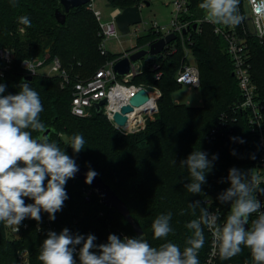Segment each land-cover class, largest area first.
Wrapping results in <instances>:
<instances>
[{"label": "trees", "instance_id": "trees-1", "mask_svg": "<svg viewBox=\"0 0 264 264\" xmlns=\"http://www.w3.org/2000/svg\"><path fill=\"white\" fill-rule=\"evenodd\" d=\"M142 1L107 0L112 9L119 7L122 10ZM200 2L202 0H187L189 12L184 20L203 18L198 8ZM57 8L64 11L59 0H0V48L13 49L17 57L13 72L0 79V83L6 85L4 95L17 94L19 84L25 79L20 62L45 56L48 48V54L61 60L62 67L73 81L90 77L98 68L121 55L111 52L106 56L101 55L99 25L88 5L72 9L67 14L65 25L57 23ZM21 16L29 17L31 27L18 23ZM199 28V32L192 31L186 45L191 48L200 71L199 87L202 86L203 105L175 103L173 94L181 89L176 74L185 57L183 48L178 45V50L162 61L163 76L160 80H156L151 65L146 64L143 74L131 81L143 84L148 80L145 83L156 84L163 93L159 100L161 114L158 119L150 122L148 129L133 135L123 136L115 131L102 111H95L88 118L72 115L73 82L62 87V80L58 76H36L30 82L42 100L44 111L40 118L46 129H52L49 135L51 140L61 148L65 147L67 154L80 166L95 169L126 203L131 215L143 228L145 239L153 246L164 242L155 240L151 229L153 220L160 214H172L170 224L173 231L167 240L177 243L181 249L186 237L191 234L186 224L199 215V209L196 216L192 215L189 204L200 200L201 205L205 206L204 199L211 198L226 217L230 205H221L216 197L229 184L220 181L227 177L232 167L252 169L258 158L255 135L249 129L244 112H234L232 107L242 97L238 81L232 75L233 62L227 53V43L214 34L212 25L201 23ZM160 36L149 31L138 38L136 47H146L158 41ZM249 48L252 53V77L264 97V43L252 38ZM150 60L157 62L156 58ZM222 117H225L231 135L209 138V132ZM77 133L85 139V148L78 154L73 153L61 138L66 136L70 139ZM156 140L161 143H155ZM240 140L244 143H240ZM199 149L207 152L209 159L213 155L218 159L207 174V183L202 185L204 194L194 195L184 187L190 183V179L186 167L180 162L193 150ZM240 149L242 152L237 153ZM65 187L68 199L63 209L56 213L55 220H50L57 233L67 228L73 234H93L97 244L106 243L109 234L120 237V231L135 237L133 228L125 218L115 209L104 206L97 192L93 191L86 197L85 191L89 186L80 179L68 180ZM41 216L39 223L25 219L23 222L29 223V226L17 235L10 234L9 229L0 223V264H18L17 253L22 249L32 252L31 264H40V247L48 233V214L42 212ZM204 234L205 244L199 253L200 264L205 260L208 246L205 229Z\"/></svg>", "mask_w": 264, "mask_h": 264}, {"label": "clouds", "instance_id": "clouds-1", "mask_svg": "<svg viewBox=\"0 0 264 264\" xmlns=\"http://www.w3.org/2000/svg\"><path fill=\"white\" fill-rule=\"evenodd\" d=\"M198 8L203 19L213 25L234 28L243 21L239 0H202ZM18 23L31 27L27 16L19 17ZM18 87L17 94L4 95L6 85L0 83V223L16 231L25 219L41 222L42 212L54 221L68 199L65 186L79 171L65 147L61 148L45 134L46 127L40 118L44 106L39 93L27 81ZM65 145L78 154L85 148L84 136L74 134ZM216 159V155L209 159L208 153L199 149L180 162L189 174L190 183L184 185L187 192L204 194L202 185L207 183V174ZM97 175L89 169L85 183L91 184ZM220 182L229 184L216 197L221 205H230L223 223H220L219 208L209 211L200 200L189 204L192 215L196 216L197 209L199 215L186 224L191 234L186 237L183 249L167 240L173 231L169 212L160 214L152 222L154 239L164 241L157 246L143 234L123 239L109 234L106 243L97 244L93 234H73L64 228L59 233H47L38 260L40 264H77L78 257L79 264H200L199 253L205 244L204 229L207 228L221 260H230L247 248L253 264H264V211H261L264 205L257 198V194L264 195L261 186L264 179L255 169L232 167ZM26 199L32 203H26ZM253 215L255 219H251Z\"/></svg>", "mask_w": 264, "mask_h": 264}, {"label": "built area", "instance_id": "built-area-1", "mask_svg": "<svg viewBox=\"0 0 264 264\" xmlns=\"http://www.w3.org/2000/svg\"><path fill=\"white\" fill-rule=\"evenodd\" d=\"M147 0L142 1L140 8L145 5ZM242 2V10L240 15L243 17L242 23L236 27H222L219 25H213L205 21L203 18L195 21H186L183 18L185 14L189 12L187 6V0H173V16L170 26H160L158 22H141L136 26L135 31L143 32L142 34L154 31L160 34V38H164L169 34L175 33L176 39L167 44L164 50L161 52V61L165 60L168 56L175 53L178 50V45L184 50V61L180 66L177 74L176 81L181 87H187L190 91L199 89L201 85L200 71L193 55L191 48L186 45L187 40H190L192 31L199 32L201 23H208L215 28L217 35L221 36L227 43V53L233 62V73L238 81V85L241 91V100L235 103L232 107L234 112H244V116L247 119L251 133L255 135L256 146L258 149V158L252 169H255L264 179V97L261 96L258 90L257 84L252 77V64H251V49L249 48V40L254 38L259 40L260 43H264V0H239ZM88 8L93 12L98 25L99 36L101 37V43L99 45V51L101 55L106 56L110 54L107 48L109 41H114L118 48L123 47V39L121 38V32L116 23V17L123 12L122 9L116 8L111 10L108 18H104L100 10L95 8L94 0H91ZM193 24H198L196 30H193ZM132 26L130 27L131 30ZM141 28L143 30L141 31ZM190 28V30H188ZM184 31H187L184 33ZM141 35V36H142ZM140 36V37H141ZM138 37V38H140ZM158 39V40H159ZM156 42V41H155ZM154 43V42H153ZM151 43L146 47L132 46L129 49H123L117 54H121L117 58L108 61L104 66L98 68L90 77L85 79L71 80L69 74L62 67L61 60L58 57H51L50 54L45 56H35L32 58L24 59L20 62L21 72L24 76H43V77H55L61 78V86L65 87L67 84L73 82V97L71 102L72 115L80 118L91 117L92 114L97 111L95 105L101 100H106V104L102 106V112L107 117L112 126L121 131L124 134H132L141 132L146 125V121L159 112V100L162 97V90L159 86L134 84L131 81L142 75L144 68L147 65H151V68L155 72L156 80H160L163 76L162 63L152 62L150 59L159 56H149V59L145 61V57L131 62V72L125 77L119 76L115 71V65L123 58L130 57V55L143 50L149 49ZM17 57L13 49L0 48V78L6 77L12 73L15 67ZM150 61V64H149ZM30 69V70H29ZM141 89H145L150 98L144 105L141 106V110L135 114V116L129 117L126 126H119L114 121V115L116 112H120L123 105L129 104L130 99L136 95ZM176 103H180L175 100ZM124 105V106H125ZM116 106H119V111H116ZM236 119V118H235ZM228 127V123L225 117L220 119V122L212 128L209 132V138L215 139L218 137H224L231 135V130ZM264 187V185H261ZM95 191L92 188H88L85 191L86 197ZM96 192V191H95ZM257 198L264 205V195L257 194ZM27 203H32L31 200L26 199ZM207 202V203H206ZM204 204L209 208V211H215L218 207L215 206L214 200L211 198H205ZM264 211V207L261 208ZM100 215H103L101 213ZM220 223H223L225 216L219 209ZM252 219H255L253 215ZM48 232L55 231V228L50 225L49 217L47 216ZM29 223L23 222L19 226V230L16 231L14 227H11V234L17 235L21 231L26 230ZM38 228L41 229V225L38 224ZM56 232V231H55ZM207 235V251L204 257L205 260L201 264H253L250 252L247 248H244L242 253L230 260H221L217 248L213 243V236L209 229L205 228ZM125 236L131 237L128 233L120 231V237L123 239ZM205 236V234H204ZM26 252H19V260L21 264H29ZM27 259V260H26ZM77 264H79L77 262Z\"/></svg>", "mask_w": 264, "mask_h": 264}, {"label": "water", "instance_id": "water-1", "mask_svg": "<svg viewBox=\"0 0 264 264\" xmlns=\"http://www.w3.org/2000/svg\"><path fill=\"white\" fill-rule=\"evenodd\" d=\"M60 4L63 6L64 11L60 8L56 9L55 18L57 23L60 25H65L67 23V14L74 8L82 7L90 3L91 0H59ZM146 6H149L150 3L146 2ZM141 12L140 6L135 4L134 6L127 7L123 10L121 14L116 17L117 26L122 35H127L130 33V27L137 25L141 22ZM198 24L193 25V30H196ZM190 30V28H188ZM187 31H184L186 33ZM176 34L172 32V34L167 35L164 38L159 39L158 41L152 43L149 49L140 50L130 57H125L121 59L115 65L116 73L121 76L125 77L130 74L131 72V62H135L142 57L147 55L149 56H159L162 57L161 52L164 50L167 44L172 43L176 39ZM234 76V73L232 74ZM24 81L33 82V76H24ZM150 98L148 97V93L145 89H141L139 92L136 93L134 97L130 99L129 104L123 106L120 112H116L114 115V121L119 126H126L128 121L127 114L134 111L135 108H141ZM106 104V100H101L96 103L95 110L97 113L102 111V106ZM52 129H46V135H50ZM79 167V171L76 173L75 178L80 179L84 184L89 186L90 188L94 189L101 199V203L106 206L107 208L115 209L123 218L130 224L133 228L135 237H138L143 234L144 230L141 227L140 223L131 215L128 206L126 203L118 196V194L112 189V187L106 183L103 178L98 174L91 184L85 183L86 173L89 169L93 170L92 168H87L85 166H80V164L76 163ZM95 171V169H94ZM96 172V171H95Z\"/></svg>", "mask_w": 264, "mask_h": 264}, {"label": "rangeland", "instance_id": "rangeland-1", "mask_svg": "<svg viewBox=\"0 0 264 264\" xmlns=\"http://www.w3.org/2000/svg\"><path fill=\"white\" fill-rule=\"evenodd\" d=\"M146 2H149L150 5L149 6L144 5L140 8V11H142L141 12L142 21L148 22V23L156 21V22H158V25H160V26H170L172 16H173V11H174L173 4H172L173 0H147ZM239 2L241 3V4H239V13H240V11L242 10V2L241 1H239ZM94 5H95L96 9H98L102 12L103 17L105 19L109 17L111 10H113L112 7L109 6L107 0H94ZM116 8H119V7H116ZM136 28H137L136 26H132L129 34L121 35V38L123 39V42H124L122 48H118V46H116V43L114 41H109L107 43L108 50L111 53H118V52H121V50H123V49H129L130 47L135 46L138 43V37H140L144 33V31L140 32V33L135 31ZM142 30H143V28H141V31ZM214 34L216 36L220 37L219 35L216 34L215 30H214ZM47 53H50V48L47 49ZM155 58H156V61H158L159 63H162V61L159 59V57H155ZM148 59H149V57L147 56L145 58V61H147ZM0 79H2V78H0ZM146 81L148 82V80H146ZM146 81H144L143 84L149 85V83H145ZM201 88H202V86L199 87V89H195V90L190 91L185 86L181 87L180 90L179 89L176 90L175 93L173 94L174 100H178L180 103H185L188 105L201 106V105H203ZM177 104H179V103H177ZM160 114L161 113H160V107H159V112L154 114V116L152 118H150L146 121L145 128L142 131L148 129L149 128L148 124L150 122H154L155 120H157ZM115 131H117L119 134H121L123 136L136 134V133L124 134L117 129H115ZM61 138L64 140L63 142L65 144H66V142L69 141V138L66 136H62ZM155 143H161V142L159 140H156ZM240 152H242L241 149L239 151H237V153H240ZM239 156H240V154H238L237 160H238ZM118 178H119V176H118ZM214 203H216V202H214ZM216 207H218V206H216ZM6 228L9 229V231L11 232V227L6 226ZM21 251L26 252L25 254H27V259H28V260L27 259L26 260L28 261L29 264H31V253L32 252H30L29 249H22V250L18 251V253H17L18 264H21V262L19 260V256H18L19 252H21Z\"/></svg>", "mask_w": 264, "mask_h": 264}, {"label": "bare ground", "instance_id": "bare-ground-1", "mask_svg": "<svg viewBox=\"0 0 264 264\" xmlns=\"http://www.w3.org/2000/svg\"><path fill=\"white\" fill-rule=\"evenodd\" d=\"M122 105L124 106L125 104H121L120 107H121ZM115 109H116V111H119L120 108H119V106H116ZM141 109H142V108H141ZM141 109H140V108H135L134 111L131 112V113L129 114V117L135 116V114L138 113V111L141 110Z\"/></svg>", "mask_w": 264, "mask_h": 264}]
</instances>
